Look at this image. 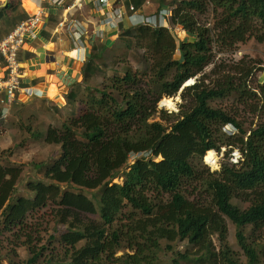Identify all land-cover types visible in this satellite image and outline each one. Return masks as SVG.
Returning a JSON list of instances; mask_svg holds the SVG:
<instances>
[{
	"label": "trees",
	"instance_id": "16d2710c",
	"mask_svg": "<svg viewBox=\"0 0 264 264\" xmlns=\"http://www.w3.org/2000/svg\"><path fill=\"white\" fill-rule=\"evenodd\" d=\"M151 1L170 12L169 27L125 29L121 39L136 68L118 67L115 46L101 45L107 53L86 64L60 125L32 131L59 146L56 157L40 162L42 178L18 192L22 165L0 155V254L26 252L13 264H262L248 237L264 229V122L244 128L217 102L232 92L247 97L246 90L206 85L203 72L216 45L264 42V0ZM211 10L213 22L203 23ZM26 17L20 0H7L2 34ZM174 27L195 39L177 41ZM256 88L264 114V82ZM180 91L191 105L165 126L157 105ZM2 109L0 102V116ZM223 146L227 159L212 172L205 153ZM235 149L237 163L230 161ZM228 220L242 252L229 243Z\"/></svg>",
	"mask_w": 264,
	"mask_h": 264
},
{
	"label": "rangeland",
	"instance_id": "374dc122",
	"mask_svg": "<svg viewBox=\"0 0 264 264\" xmlns=\"http://www.w3.org/2000/svg\"><path fill=\"white\" fill-rule=\"evenodd\" d=\"M203 23L213 22L212 10L206 13L201 20ZM173 27V26H172ZM171 34L174 35L176 40L186 39L194 40L195 37L179 27L171 28ZM124 31L121 32L120 38L114 45L116 51V60L119 62V66L131 65L132 68H136L137 63L134 59L129 60V49L126 47L124 41L121 39L124 36ZM141 53V51L139 50ZM107 51L103 53L105 55ZM213 61L206 67L204 73L206 85L216 86L224 84L231 86L232 88H241L246 90V94L249 96L241 97L237 92L232 94L223 100L217 102L223 108H226L233 116H235L244 128H255L260 123L264 122V114L258 109L259 91L256 88L260 82H264V42H260L256 37H252L246 41L237 42L233 47L223 48L222 46H215L213 53ZM250 70H252L251 74ZM203 74H200L201 76ZM232 80V81H231ZM230 81V82H229ZM193 79L190 83H194ZM256 93L257 95H254ZM165 98H171L175 100V108L167 107L163 104ZM63 101L54 102L62 105ZM53 104V103H50ZM191 105L190 101H187L182 96L181 91L176 96H164L158 103L157 107L159 111L155 117L158 121L162 122L165 126L176 118V115L182 110L187 109ZM48 105L46 101L28 107L22 105L21 108L13 107L10 116L4 119V122H0V155L3 154L6 158L22 165L23 172L20 181L17 184V191H24L25 184L28 180L42 178V172L39 170L40 162L46 161L56 157L59 153V146L47 145L42 142L41 139L36 138L32 131L36 130L41 124L47 126L48 123L60 125V121L64 118L62 116V108L58 106ZM31 108V109H29ZM78 110H76L77 112ZM78 113V112H77ZM20 121V125L11 123L13 119ZM28 124V125H27ZM31 124V130L28 126ZM231 127L228 126L226 131ZM36 132V131H35ZM234 130L230 134H234ZM227 147L223 146L217 154L220 155L222 163L220 168H213L203 159L209 169L213 171H219L223 168L226 161ZM240 156V158H239ZM241 153L235 149L231 154L230 161L237 163L241 160ZM137 158L131 157L130 164H133ZM118 181V179H116ZM121 181V179L119 180ZM241 207H248L249 201H243L236 199L234 201ZM229 224V243L235 251L242 252L241 248L237 244L235 225L228 220ZM248 239L252 244H256L260 252L259 257L261 263L264 264V229L258 233H252ZM215 242H217L215 240ZM186 243H180L176 245V248L182 250L186 248ZM19 256H15L11 250L9 252H2L0 254V264H13L14 261H22L26 258V252L23 248L19 249ZM123 253L122 250L117 251L116 255L119 256Z\"/></svg>",
	"mask_w": 264,
	"mask_h": 264
},
{
	"label": "crops",
	"instance_id": "0c3cea01",
	"mask_svg": "<svg viewBox=\"0 0 264 264\" xmlns=\"http://www.w3.org/2000/svg\"><path fill=\"white\" fill-rule=\"evenodd\" d=\"M99 1L84 0L87 13L83 9L69 11L55 6L59 9L58 16L54 14L55 7L47 6L35 32L36 39L30 41L32 38L28 36L35 49L20 53L22 88H28L29 92L18 93L15 107L34 99L37 106L46 101L48 105H53L52 108H62L75 86L83 81L86 64L105 52L101 50V45L104 48L116 45L121 32L131 26L133 14L153 15L160 11V5L151 0H145L135 8L136 11H132L131 6L139 0H110L106 4ZM6 2L0 0V6ZM115 6L121 9L123 18L118 28H115ZM61 20L65 21L63 27L59 25ZM108 20H112L113 28L107 24ZM0 27L5 30L1 21ZM58 101H63L61 106L54 103Z\"/></svg>",
	"mask_w": 264,
	"mask_h": 264
},
{
	"label": "built area",
	"instance_id": "2783aa9c",
	"mask_svg": "<svg viewBox=\"0 0 264 264\" xmlns=\"http://www.w3.org/2000/svg\"><path fill=\"white\" fill-rule=\"evenodd\" d=\"M109 1L100 0L99 2L106 4ZM20 2L27 12V17L0 38V102L3 108L0 119H6L10 116L14 105L17 103L18 93L29 92L28 88H22L21 70L23 69V64L20 61V53L35 49L30 41L36 39L35 32L42 21L47 6H61L69 11L74 9L82 10V7L85 6L84 0H20ZM55 9L56 13L54 14L58 16L59 9L57 7ZM119 9L115 6L114 12L117 16L115 28H118L123 23L122 12ZM131 9L136 11L134 6H131ZM169 15V11H158L153 15L133 14L131 26H169L166 18ZM107 24L110 28L114 27L112 20H108ZM59 25L63 27L65 21L61 20ZM77 25H79L78 21ZM79 27L81 26H77V28ZM28 36L32 38L30 41ZM3 70H6L7 73L3 74Z\"/></svg>",
	"mask_w": 264,
	"mask_h": 264
},
{
	"label": "bare ground",
	"instance_id": "6f19581e",
	"mask_svg": "<svg viewBox=\"0 0 264 264\" xmlns=\"http://www.w3.org/2000/svg\"><path fill=\"white\" fill-rule=\"evenodd\" d=\"M184 1H187V0H178L177 1V3L178 2H184ZM82 9H83V11L85 12V13H87V10L86 9H88V7H85V6H83L82 7ZM0 31H2V28L0 27ZM193 80V79H192ZM191 80V81H192ZM191 81H188V83H190ZM163 104L164 105H166L167 107H170V108H175V105H176V102H175V100H173V99H167V98H165L164 100H163ZM28 106V107H31V106H33L34 105V99H32L31 101H29V102H27V103H25V106ZM29 109H31V108H29ZM205 160H206V162H208L213 168H220V166H221V163H222V159H221V157H220V155H218L217 154V152L215 151V150H208V151H206V153H205Z\"/></svg>",
	"mask_w": 264,
	"mask_h": 264
},
{
	"label": "clouds",
	"instance_id": "9594fccd",
	"mask_svg": "<svg viewBox=\"0 0 264 264\" xmlns=\"http://www.w3.org/2000/svg\"><path fill=\"white\" fill-rule=\"evenodd\" d=\"M160 12H162V11H160ZM167 21H168V20H167ZM168 24H169V23H168ZM168 27H169V26H168ZM189 81H191V80H189ZM187 82H188V81H187ZM187 85H188V84H187ZM19 106H20V105H19ZM239 158H240V156H239ZM238 161H239V160H238ZM238 161H237V162H238Z\"/></svg>",
	"mask_w": 264,
	"mask_h": 264
},
{
	"label": "water",
	"instance_id": "95a60500",
	"mask_svg": "<svg viewBox=\"0 0 264 264\" xmlns=\"http://www.w3.org/2000/svg\"><path fill=\"white\" fill-rule=\"evenodd\" d=\"M21 108V106L18 107V109Z\"/></svg>",
	"mask_w": 264,
	"mask_h": 264
}]
</instances>
